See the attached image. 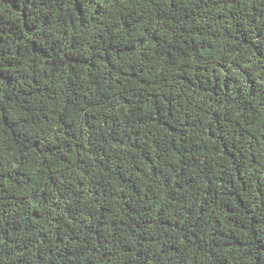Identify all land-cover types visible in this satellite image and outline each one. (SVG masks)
Here are the masks:
<instances>
[{
  "label": "trees",
  "instance_id": "obj_1",
  "mask_svg": "<svg viewBox=\"0 0 264 264\" xmlns=\"http://www.w3.org/2000/svg\"><path fill=\"white\" fill-rule=\"evenodd\" d=\"M0 264H264V0H0Z\"/></svg>",
  "mask_w": 264,
  "mask_h": 264
}]
</instances>
